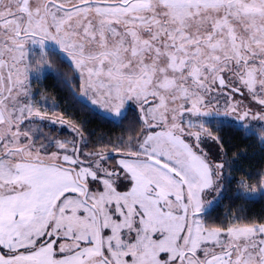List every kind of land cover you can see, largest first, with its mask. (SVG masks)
<instances>
[{
	"label": "rangeland",
	"instance_id": "1",
	"mask_svg": "<svg viewBox=\"0 0 264 264\" xmlns=\"http://www.w3.org/2000/svg\"><path fill=\"white\" fill-rule=\"evenodd\" d=\"M52 47L135 141L43 149ZM218 119L264 133V0H0V264H264V224L199 213L229 197Z\"/></svg>",
	"mask_w": 264,
	"mask_h": 264
},
{
	"label": "trees",
	"instance_id": "2",
	"mask_svg": "<svg viewBox=\"0 0 264 264\" xmlns=\"http://www.w3.org/2000/svg\"><path fill=\"white\" fill-rule=\"evenodd\" d=\"M44 57L48 66L59 68L34 79V89L44 99L40 110L51 115L45 114L47 121L36 132V141L42 142L43 149H57L58 138L51 133L63 136V141L68 143L73 141L75 130L85 137L84 147L90 151L102 146L122 147L131 137L132 141L136 140L145 123L140 110L130 108L119 119L110 117L80 95L81 78L74 74V67L58 48H48ZM218 122L231 175L225 186L229 197H221L217 204L199 213L211 227L230 226L232 222L264 224V133L260 128L249 129L229 120L218 119Z\"/></svg>",
	"mask_w": 264,
	"mask_h": 264
},
{
	"label": "water",
	"instance_id": "3",
	"mask_svg": "<svg viewBox=\"0 0 264 264\" xmlns=\"http://www.w3.org/2000/svg\"><path fill=\"white\" fill-rule=\"evenodd\" d=\"M76 176H77V179H79V176H78V173H76ZM86 188V191H85V196H84V199L87 200V195H88V186L86 185L85 186ZM100 227H101V217H100ZM101 238H102V227H101ZM102 243H103V238H102ZM108 260V259H107ZM109 261V260H108Z\"/></svg>",
	"mask_w": 264,
	"mask_h": 264
}]
</instances>
